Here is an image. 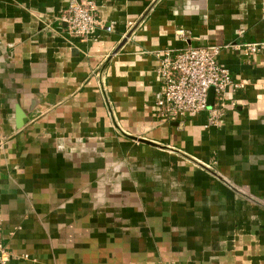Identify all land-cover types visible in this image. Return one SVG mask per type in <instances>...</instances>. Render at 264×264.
<instances>
[{
  "label": "crops",
  "instance_id": "1",
  "mask_svg": "<svg viewBox=\"0 0 264 264\" xmlns=\"http://www.w3.org/2000/svg\"><path fill=\"white\" fill-rule=\"evenodd\" d=\"M70 1L0 0L10 264H264V199L233 189L264 198V0H92L87 41L61 21ZM190 46L223 47L246 83L219 127L158 114L159 53Z\"/></svg>",
  "mask_w": 264,
  "mask_h": 264
},
{
  "label": "built area",
  "instance_id": "2",
  "mask_svg": "<svg viewBox=\"0 0 264 264\" xmlns=\"http://www.w3.org/2000/svg\"><path fill=\"white\" fill-rule=\"evenodd\" d=\"M61 21L71 37L87 41L99 26L96 3L92 0H71L62 12ZM222 48L190 46L183 50L159 53L160 95L156 106L161 119L183 123L190 117H198L206 112L209 113L206 129L222 125L229 109L227 91L239 90L246 85L236 81L233 74L219 64ZM260 49L257 44H250L245 45L244 51L254 55ZM212 89L215 99L214 105L210 107ZM12 258L13 254L0 236V264H10Z\"/></svg>",
  "mask_w": 264,
  "mask_h": 264
},
{
  "label": "water",
  "instance_id": "3",
  "mask_svg": "<svg viewBox=\"0 0 264 264\" xmlns=\"http://www.w3.org/2000/svg\"><path fill=\"white\" fill-rule=\"evenodd\" d=\"M130 35H128V37ZM225 68L228 69L227 67H225ZM214 99H215V92H214V89H212L210 91V96H209V105H210V107H212L214 105ZM17 113H18L17 128H22L28 123V117L20 109H17ZM131 138L134 139V140H138L136 137H131ZM139 141L142 142V143H145V144L153 145L151 142L146 141V140L140 139Z\"/></svg>",
  "mask_w": 264,
  "mask_h": 264
},
{
  "label": "rangeland",
  "instance_id": "4",
  "mask_svg": "<svg viewBox=\"0 0 264 264\" xmlns=\"http://www.w3.org/2000/svg\"><path fill=\"white\" fill-rule=\"evenodd\" d=\"M208 118H209V115L206 117V119L208 120ZM223 179L225 180L226 185H228L229 183L231 184V181L227 180L226 178H223ZM233 189H234V192L237 193L241 197V199H246L248 201H255V200L260 201L259 199H264L263 197L261 198V197H259L257 195L252 194L249 191V189H246L245 187H238V188L234 187Z\"/></svg>",
  "mask_w": 264,
  "mask_h": 264
}]
</instances>
